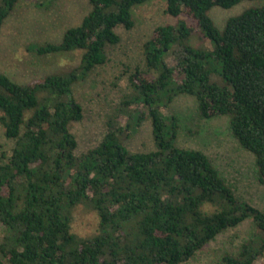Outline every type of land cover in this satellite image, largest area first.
Instances as JSON below:
<instances>
[{
    "label": "trees",
    "instance_id": "trees-1",
    "mask_svg": "<svg viewBox=\"0 0 264 264\" xmlns=\"http://www.w3.org/2000/svg\"><path fill=\"white\" fill-rule=\"evenodd\" d=\"M18 1L0 0V29ZM148 1L88 0L89 12L59 42L27 47L38 57L82 51L75 68L28 83L0 72V124L13 143L0 161V264H183L247 220L251 235L221 261L253 264L264 254V211L240 199L205 153L179 147L178 118L161 112L184 94L196 99L201 118L227 117L264 185V3L220 30L211 8L243 0H164L176 24L153 30L131 93L107 118L99 143L76 152L70 125L83 111L73 86L104 64L107 47L120 42L116 28L131 29L133 7ZM199 31L211 49L188 45ZM144 121L154 149L131 151L124 140ZM80 205L97 214L96 235L71 231Z\"/></svg>",
    "mask_w": 264,
    "mask_h": 264
},
{
    "label": "rangeland",
    "instance_id": "rangeland-1",
    "mask_svg": "<svg viewBox=\"0 0 264 264\" xmlns=\"http://www.w3.org/2000/svg\"><path fill=\"white\" fill-rule=\"evenodd\" d=\"M264 0H243L230 8L213 7L209 17L218 29L227 19L263 5ZM164 0H150L133 7L134 25L127 30L117 27L120 42L107 47L104 64L97 66L87 80L73 86L74 99L81 105L83 119L70 125L77 139V153L95 147L105 132L107 118L118 108L120 98L131 93L130 76L138 69L145 70L143 45L153 30L161 25H175L177 19L165 13ZM88 0H19L0 29V72L18 83H28L55 72L77 67L82 51L38 57L28 51L32 44L57 43L65 30L80 24L89 12ZM188 45L211 49L201 31L193 33ZM169 66L174 64L166 57ZM217 69V64L209 63ZM213 80H218L213 77ZM165 115H175L179 121L177 145L205 153L212 164L243 201L264 211V185L257 180L253 157L242 149L231 136L227 117L203 119L197 111V101L190 95H177L161 109ZM126 117L120 118L125 124ZM131 151L147 152L154 149L149 121L139 125L137 132L124 140ZM12 141L4 136L0 124V161L9 155ZM254 227L250 220L227 230L209 242L194 257L183 264H223L225 253H236L240 243L249 238ZM0 225V241L3 237ZM71 231L80 237L98 233V216L83 205L73 211ZM1 261V256H0ZM253 264H264V254Z\"/></svg>",
    "mask_w": 264,
    "mask_h": 264
}]
</instances>
